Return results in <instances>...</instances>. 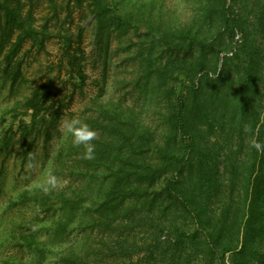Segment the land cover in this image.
Masks as SVG:
<instances>
[{
  "label": "rangeland",
  "instance_id": "rangeland-1",
  "mask_svg": "<svg viewBox=\"0 0 264 264\" xmlns=\"http://www.w3.org/2000/svg\"><path fill=\"white\" fill-rule=\"evenodd\" d=\"M111 3L134 26L113 31L106 45V37L97 41L92 0H0V264L11 260L60 264L57 252L84 244L94 249L102 240L109 241L111 233L113 238L120 235L115 227L111 233L93 227L92 218L101 193L112 185L114 172L124 167L122 158L132 153L124 135L131 125L150 130L153 141L146 157L152 162L158 158L154 141L170 144L183 155L192 134L195 151L190 152L182 172L192 174L196 195L208 199L212 194L215 212L228 202L231 189L238 202L245 167L253 154L250 121L243 117L238 93L244 67L258 51L257 96L264 104V0H132L127 7L121 0ZM7 7L17 12L22 24L37 30L36 37L25 38L16 51L12 45L20 31L7 22ZM233 19L252 33L248 43L243 33L233 35ZM165 31L169 43L159 37ZM232 52L240 55L235 58L229 55ZM11 53L12 67L20 62L15 79L5 69V58ZM77 67L83 70L84 80L77 75ZM194 76L198 93L189 95L188 77ZM48 80L53 99L64 113L51 125L48 142L43 127L33 134L36 145L25 159L29 141L22 139L18 120H29L25 102L35 87ZM181 96L190 106V134L171 136V115ZM73 118L96 132L92 159L83 158L84 146L74 145L63 126ZM7 138L10 145L2 151ZM215 166L221 171L218 175ZM226 166H230L227 172ZM50 175L56 177L54 187L47 183ZM214 178L219 180V200L210 188ZM179 209L174 213L176 222L192 229L190 219ZM56 220H62L66 229L55 242ZM140 225L133 223L125 234L139 246H147L148 229ZM23 234H35L46 244L49 250L44 258L31 247L19 245ZM184 246L190 264H203L196 247ZM137 248L126 264L144 263L145 254L135 253Z\"/></svg>",
  "mask_w": 264,
  "mask_h": 264
},
{
  "label": "trees",
  "instance_id": "trees-1",
  "mask_svg": "<svg viewBox=\"0 0 264 264\" xmlns=\"http://www.w3.org/2000/svg\"><path fill=\"white\" fill-rule=\"evenodd\" d=\"M131 1L121 0V3L127 7ZM92 2L94 4L92 13L97 20L98 42L106 37V45H109L113 31H124L134 26L132 19L123 13L116 3H111V0H92ZM6 10L8 13L6 17L9 18L7 22L17 25L20 31L12 45V50L16 51L22 46L25 38L36 37L37 30L31 25L22 24L16 18L18 14L13 9L7 7ZM153 25L149 21L148 26L152 28ZM232 30L234 36L238 32L243 33L247 43L252 38V33H249L248 28L238 19H233ZM159 37L165 43L171 41L166 31ZM191 45L183 49L190 50ZM233 55L236 58L240 53L236 52ZM258 58L257 51L255 57L251 56L244 67L238 103L243 110V117L250 121L252 138L264 142V104L257 96V81L260 77ZM5 60V69L7 71L10 69L8 75L15 79L19 74L20 62L17 67H12L14 63L12 53L7 55ZM71 65L76 67L77 64ZM77 69V75L84 80L83 70L78 67ZM196 76L188 77V82L192 83L189 95L198 93ZM201 76L199 74V77ZM53 96L52 82L48 80L35 87L31 97L25 102V116L29 117V120L25 118L18 120L22 139L25 142L29 141V147L24 151L25 159H28L31 149L36 145L33 134L41 131L43 127L45 140L48 142L51 138V125L59 121L64 113L62 106L56 104ZM195 101L197 106H200L199 98ZM189 107L185 96H181L171 115V136L185 137L190 134ZM124 135L125 143L130 146L132 153L127 159L122 158L126 161L124 167L114 172L112 185L101 193L103 198L98 202L96 216L92 218L93 227L109 232L115 227L120 235L113 238L110 232L109 241L102 240L100 246L94 249L84 244L80 249L71 248L57 252L60 264H107L109 261L110 264H126L127 259L129 261L133 259L132 253L134 249H138L137 247L140 249L135 253L145 254L143 264H190L188 259L191 256L184 245L190 248L196 247L197 259L203 264H264V151L252 147V158L245 167L247 174L244 176V186L238 191V202L235 201V190L231 189L228 202L219 208V212H215L211 209L212 194L208 199H199L196 195V184L192 182V174L185 176L182 172L188 163L190 152L195 151L196 140L192 134L189 136L190 144L183 155L177 154L170 144H155L154 141V150L158 157L156 162L149 161L146 157L148 145L150 146L153 141L148 128L131 125ZM8 141L9 138L3 144L2 151L4 146L10 145ZM229 169L230 166L225 167L226 172ZM215 170V175L221 172L217 166ZM212 181L210 188L215 198L219 200L220 195L217 194L220 192L219 180L214 178ZM156 188L157 191H154ZM158 194L160 198L157 197ZM61 200L65 204L69 203L64 197H61ZM139 205L144 207L140 208ZM179 208H182V211ZM178 209L184 217L190 219L192 229H186L184 224L180 225L176 222L174 213ZM135 222L140 223V227H147L148 247L146 244L139 246L134 237L125 234ZM65 229V223L56 220L52 230V240L56 242L64 234ZM19 245L31 247L43 258L49 250L35 234H23ZM9 263L18 264L14 260ZM37 264H40L39 261Z\"/></svg>",
  "mask_w": 264,
  "mask_h": 264
},
{
  "label": "clouds",
  "instance_id": "clouds-1",
  "mask_svg": "<svg viewBox=\"0 0 264 264\" xmlns=\"http://www.w3.org/2000/svg\"><path fill=\"white\" fill-rule=\"evenodd\" d=\"M64 128L67 129V132L72 136V143L76 146L83 145L84 159H92L94 158V144L92 141L96 136V132L92 129L86 122H83L77 118H73L71 120L64 121ZM251 146L258 151H264V142L257 141L255 139L252 140ZM47 183L51 184L53 187L56 185L57 180L54 175H50L47 179ZM48 189L45 188V191Z\"/></svg>",
  "mask_w": 264,
  "mask_h": 264
},
{
  "label": "built area",
  "instance_id": "built-area-1",
  "mask_svg": "<svg viewBox=\"0 0 264 264\" xmlns=\"http://www.w3.org/2000/svg\"><path fill=\"white\" fill-rule=\"evenodd\" d=\"M229 55H233V52L231 54H229Z\"/></svg>",
  "mask_w": 264,
  "mask_h": 264
}]
</instances>
